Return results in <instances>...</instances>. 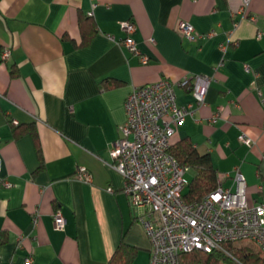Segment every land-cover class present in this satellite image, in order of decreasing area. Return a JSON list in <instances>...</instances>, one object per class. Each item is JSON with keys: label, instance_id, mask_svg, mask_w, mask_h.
<instances>
[{"label": "crops", "instance_id": "crops-1", "mask_svg": "<svg viewBox=\"0 0 264 264\" xmlns=\"http://www.w3.org/2000/svg\"><path fill=\"white\" fill-rule=\"evenodd\" d=\"M182 20L205 37L182 38ZM126 21L139 53L120 44ZM197 75L211 79L201 105ZM162 78L185 83L173 142L209 154L232 191L241 173L249 204L264 198V0H0V264H150L144 211L108 163L129 93Z\"/></svg>", "mask_w": 264, "mask_h": 264}, {"label": "built area", "instance_id": "built-area-1", "mask_svg": "<svg viewBox=\"0 0 264 264\" xmlns=\"http://www.w3.org/2000/svg\"><path fill=\"white\" fill-rule=\"evenodd\" d=\"M248 3L244 0L245 6ZM121 26L127 36L120 44L139 53L132 36L135 24L126 21ZM178 31L189 41L205 37L184 20ZM10 54V49L5 48L2 59ZM141 61L149 62L147 56H141ZM210 81L202 75L193 77L190 90L199 105L205 102ZM184 84L162 78L134 87L125 101L126 120L120 126L121 136L110 148L112 161L108 165L124 178L123 191L131 205L144 211L140 221L151 241L150 264H180L183 253L194 249L211 252L222 249L226 242L249 241L264 253V198L253 205L248 203L246 180L241 173L235 176V191L219 180L216 189L201 201L188 203L183 198L190 168L180 165L170 148L176 129L189 114L188 109L177 105L176 86ZM240 140L247 145L252 142L244 135ZM77 172L80 180H92L87 168L81 167ZM53 220L58 230L65 229L67 219L61 211L53 214ZM37 221L36 215L34 223ZM32 262L33 255L26 257L25 264Z\"/></svg>", "mask_w": 264, "mask_h": 264}, {"label": "trees", "instance_id": "trees-1", "mask_svg": "<svg viewBox=\"0 0 264 264\" xmlns=\"http://www.w3.org/2000/svg\"><path fill=\"white\" fill-rule=\"evenodd\" d=\"M170 153L183 167L190 168L191 177L183 198L188 203L201 201L207 194L214 191L219 181L209 154H201L189 138L173 142ZM226 242L222 249L206 252L194 249L179 256L180 264H264V253L254 243ZM253 244V245H252ZM119 249L115 253L117 255ZM131 262V261H130ZM121 262V264H131Z\"/></svg>", "mask_w": 264, "mask_h": 264}, {"label": "rangeland", "instance_id": "rangeland-1", "mask_svg": "<svg viewBox=\"0 0 264 264\" xmlns=\"http://www.w3.org/2000/svg\"><path fill=\"white\" fill-rule=\"evenodd\" d=\"M193 175H192V173H188L187 174V177L189 178V179H191V177H192ZM242 243H245V244H251L249 241H241ZM253 245V244H252Z\"/></svg>", "mask_w": 264, "mask_h": 264}]
</instances>
